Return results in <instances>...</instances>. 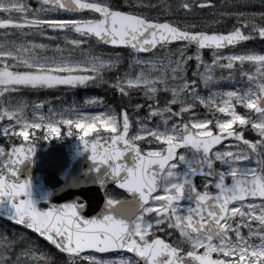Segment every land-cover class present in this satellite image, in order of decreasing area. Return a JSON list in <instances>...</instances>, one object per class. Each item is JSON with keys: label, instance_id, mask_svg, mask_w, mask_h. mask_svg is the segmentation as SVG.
<instances>
[{"label": "snow or ice", "instance_id": "6c2138e0", "mask_svg": "<svg viewBox=\"0 0 264 264\" xmlns=\"http://www.w3.org/2000/svg\"><path fill=\"white\" fill-rule=\"evenodd\" d=\"M255 2L0 0V217L52 246L0 231V264H264ZM237 74L239 87L219 86ZM89 86L114 92L118 108L92 96L84 105L102 110L46 115L24 98ZM51 137H74L71 156L86 157L67 183L99 186L94 214L78 195L33 196V153Z\"/></svg>", "mask_w": 264, "mask_h": 264}, {"label": "water", "instance_id": "95a60500", "mask_svg": "<svg viewBox=\"0 0 264 264\" xmlns=\"http://www.w3.org/2000/svg\"><path fill=\"white\" fill-rule=\"evenodd\" d=\"M74 143L75 140L68 144H47L36 147L33 153V162L29 169L30 177L34 185L33 196L39 197L42 192H46L49 203L59 204L67 199H71L72 195H78L81 199L89 202L83 214L92 215L94 211L99 210L98 206L101 195L99 186L90 181L84 182L83 180L79 183H67L77 173H83V170L88 166L86 157H77L74 159L71 156ZM20 175L21 178H24L23 173ZM46 176L56 177L60 185L57 188L50 187L45 183ZM36 206L38 208L47 207V204L37 199ZM0 219L5 221L3 217H0ZM5 222L30 232L44 241L43 238L22 225H15L8 221ZM44 242L48 245L46 241ZM49 246L52 248L51 245Z\"/></svg>", "mask_w": 264, "mask_h": 264}, {"label": "trees", "instance_id": "16d2710c", "mask_svg": "<svg viewBox=\"0 0 264 264\" xmlns=\"http://www.w3.org/2000/svg\"><path fill=\"white\" fill-rule=\"evenodd\" d=\"M207 54V53H206ZM91 89L92 87L89 86ZM64 89L67 90V93H63ZM44 89H40L38 91L32 92H26L24 93V97L27 99V101L31 104L33 101L35 102H43L50 100V104L60 103V105L63 106H70V105H76L77 107H80L83 103V99L85 97L86 92H88L87 87L85 88H52V89H45L48 90L49 94L44 93ZM103 97L105 102L107 104H112L118 108L120 101L117 99L116 96H100ZM74 138V137H72ZM71 137H68L65 142H69L72 140ZM38 144H45L44 141H38ZM46 181L53 187H56L59 185V182L54 177H47ZM46 246V245H44ZM47 250H52L48 246H46Z\"/></svg>", "mask_w": 264, "mask_h": 264}, {"label": "rangeland", "instance_id": "374dc122", "mask_svg": "<svg viewBox=\"0 0 264 264\" xmlns=\"http://www.w3.org/2000/svg\"><path fill=\"white\" fill-rule=\"evenodd\" d=\"M217 2L219 3V0H217ZM259 9V0H256L255 2V6L251 9V10H257ZM247 47L249 48H252V47H259L258 44H255V43H251V44H248ZM204 55V53H203ZM205 59H208L209 58V53H207V56H205ZM239 77H237L236 79V83H232L230 81H221L220 82V87L221 88H228V87H239L240 86V78L238 79ZM115 93L112 92V95L111 96H114ZM89 97H92V96H88V97H85L83 99V103L82 105L79 107L81 108L82 110H85V111H89V112H92V111H99V110H102L100 109L98 106L96 107H93V106H85L84 105V100L86 98H89ZM25 98V97H24ZM26 99V98H25ZM73 105H68V106H63V105H60V103H55V104H50V100H47L45 102H43L41 104V110L44 114H48L49 112V108L51 107L53 111H57V110H60V109H63L65 107H71ZM240 111H243V109H239ZM32 113L31 112H28V116L31 117ZM61 127V134H62V131H63V126L60 125ZM68 137H65L63 140H58L56 137H51L49 141L45 142V144H52V143H55V144H59V143H67L65 142V140L67 139ZM72 138V137H71ZM74 139V138H72ZM38 143V142H37ZM0 231L3 232L4 235L8 236L9 238H11L14 234H22L26 240L28 241H31L38 249H40L41 251H48L46 246H44V244L38 239L36 238L34 235L30 234L29 232L27 231H24L20 228H16L2 220H0ZM13 258H15V254H13Z\"/></svg>", "mask_w": 264, "mask_h": 264}, {"label": "flooded vegetation", "instance_id": "af4514ba", "mask_svg": "<svg viewBox=\"0 0 264 264\" xmlns=\"http://www.w3.org/2000/svg\"><path fill=\"white\" fill-rule=\"evenodd\" d=\"M60 43H63L62 41H60ZM96 91L95 92H98V93H101V94H108V93H111L112 91H109L107 88H105V87H99V88H96L95 89ZM63 93H67V90L66 89H64V92ZM195 182L197 183V184H199L200 183V181H199V178L197 177V178H195ZM110 188H112V187H110ZM186 202V201H185ZM125 255H127V253L125 252L124 253Z\"/></svg>", "mask_w": 264, "mask_h": 264}]
</instances>
